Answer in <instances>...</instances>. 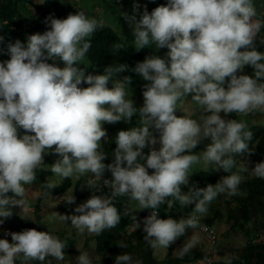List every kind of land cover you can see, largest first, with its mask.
Returning a JSON list of instances; mask_svg holds the SVG:
<instances>
[{"label": "clouds", "instance_id": "obj_1", "mask_svg": "<svg viewBox=\"0 0 264 264\" xmlns=\"http://www.w3.org/2000/svg\"><path fill=\"white\" fill-rule=\"evenodd\" d=\"M72 1L79 11L64 18L59 9L66 13L73 7L67 0H60L61 5L59 0L56 4L52 0H23L33 4V13L29 8L21 9L22 26L11 40L0 35V55L5 56L0 61V225L13 215L14 208L27 207L26 186L36 181L44 157L52 154L58 157L51 165L55 175L66 179L91 173L83 186L92 189L100 183L111 189V195L93 194L74 208L76 214L63 215L62 219L70 221L80 233L100 236L120 223L122 216L115 200L127 196L138 204L126 203L144 213L138 221L136 210L124 211V216L134 221L128 230L143 225L144 241L154 250H168L189 229L198 227L220 194L234 195L242 183V177L232 171L235 157L252 154L249 145L254 134L243 120L225 119L221 113H264V51L257 50L259 36L264 45V0H166L162 5L161 0H133V13H121L133 31L118 33L142 55L139 50L150 49L151 45L155 50H168L163 56L143 55L131 69L135 78L139 75L146 82L140 107L133 95L129 96L132 78H120L121 73L129 71L127 64L100 70L87 57L90 37L108 26V21L100 18L97 5L99 16L84 9L91 0ZM47 2L51 14L41 17L37 6ZM34 16L45 19L48 30L42 33L35 29ZM7 23L0 22V30ZM112 28L117 31L116 23ZM131 35L134 42L126 38ZM122 48L116 44L113 50ZM56 61L63 65L57 66ZM246 67H251V75L245 73ZM189 96L196 105L190 111L179 106ZM178 110L183 114L177 115ZM133 117L134 126L119 130L114 140L109 139L105 124H130ZM205 140L211 141L206 150L194 153ZM104 142L116 145L107 164L108 153L101 150ZM201 158L205 165H215V170L229 174L215 185L183 192L182 186L189 184V170ZM251 171L264 179V161L255 163ZM106 172L110 178H105ZM55 186L47 185L49 189ZM172 197L190 214L174 219ZM63 201L73 205L76 198L71 193ZM167 202L168 206L160 210ZM189 205H194L191 212L186 208ZM163 211L169 218L159 217ZM208 219L202 222L200 231L206 224L216 232L213 264L219 254V233ZM55 233L6 231L5 238L0 239V264L67 260V240ZM250 240L264 242V233H253ZM197 243L193 238L185 244L178 258L183 259ZM119 246L127 248L123 243ZM74 260L75 264H93L86 252H80ZM115 264L142 262L125 252L115 257ZM224 264H235V257H227Z\"/></svg>", "mask_w": 264, "mask_h": 264}, {"label": "rangeland", "instance_id": "obj_2", "mask_svg": "<svg viewBox=\"0 0 264 264\" xmlns=\"http://www.w3.org/2000/svg\"><path fill=\"white\" fill-rule=\"evenodd\" d=\"M157 1V0H156ZM111 2H113L112 9L113 14L109 15V10L106 8V6H110ZM143 3L144 0H141ZM133 0H125L122 2H117L116 0H91V2L88 5L84 6V9L87 12H92L95 16L97 15V11L95 10V6L97 5L99 7L100 18L105 19L108 21V26L115 27L116 23V30L117 32L124 33L126 29H128L131 33L133 31L132 27L128 22H126L121 13L127 12L129 15L133 13V6H132ZM59 4L62 3L59 0ZM23 6L26 8H29V10L32 12L33 4L30 3H23ZM152 4L149 5V11L151 10ZM159 6V4H158ZM128 8V11H124V8ZM156 7V6H155ZM259 8H256L258 10ZM143 9H141L142 11ZM61 16L66 18L69 14H76L79 11V8L75 4L72 7V11L70 9H66V13H64V10L62 8L59 9ZM33 13V12H32ZM115 18V19H113ZM138 18V17H137ZM63 19V18H61ZM120 23V27L117 26V24ZM130 40L134 42L133 35L127 36L126 38H129ZM138 51V50H137ZM140 52L143 53L144 57L151 56L153 54L163 56L168 51L167 49H160L155 50V45H151L150 49H140ZM2 58H0V61L5 60L4 55H0ZM57 66L61 67L63 65L62 62L56 61L55 62ZM146 82L143 81V79L137 75V77L134 80H131V85L128 86V92L129 96L136 102V106L140 107L143 105V85ZM109 87H111V82L109 84ZM184 110H191L196 107V105L192 102L191 96L183 99L180 102L179 105ZM179 110L177 111V115H182ZM221 116L225 119H237V120H243L248 128L253 124H264V113H255V114H249V115H240V114H228L227 116L224 115V113H221ZM136 123V117H133L132 123H124V122H118L115 125L105 124V128L108 132V137L110 140H114V137L116 133L119 130H127L128 128L134 126ZM210 140H205L201 142L194 150L193 152L196 154L201 153L202 151L206 150V146L210 143ZM116 145L114 142L108 143L104 142L102 144L101 150L108 153V158L104 161L106 164L110 163L112 160L111 154L113 150L115 149ZM159 147V145H157ZM144 152L147 154L148 149H144ZM236 158V157H235ZM58 159L56 155H46L44 157V163L37 169L36 176L37 179L32 185L26 186L27 190V207L26 208H14L13 209V215L5 220V222L0 225V237H3L2 232L10 231V232H18L20 227H29L32 229H45L50 232H58V236L60 238L75 235L76 237V245L74 246V252L66 254V259L63 262L56 261L54 259H51V264H75L74 258L77 257L80 252H86L88 253L93 261V264H101L100 260L103 257L98 251L96 250L98 241L96 238V235L90 234L88 232L80 233L77 229L74 228V226L70 223V221L62 219L63 215H72L76 214L74 213V208L78 206L80 203H83L88 198H90L94 193L93 190L94 185L92 186V189L88 188L87 186H83V184L88 183L90 180L92 174L88 173L82 177L74 175L71 178H62L60 176L55 175L54 173H50L46 176V179L54 185H60L65 181H71L70 187L64 192L59 195H52L48 194L47 196L41 197V186H42V179L41 174L44 170L51 171V165L55 163V161ZM247 157L243 155L242 157L236 158V165L233 168V172H237L241 177L242 181H246L250 179V175L247 170L246 165ZM215 165H205L203 159L198 163H195L192 165L191 169L189 170V174L194 173L196 171L205 169L207 171H210L214 174H216L219 177V181L222 179V177L228 175L229 173L224 172L223 170H215ZM152 170H149L151 173ZM52 172V171H51ZM111 174L107 173L105 174V178H110ZM73 194L76 198V203L73 205H68L63 200L65 199L66 195ZM237 194H230L228 192L220 194L217 199H215L209 206L208 212L206 215H203L199 221L198 227L193 230L189 229L188 233L185 237L179 238L174 244H172L168 250L166 249H157L156 255L159 257V259L165 260L167 258L168 254L171 253L172 257H177L179 251L182 249V247L190 242L193 238H195L198 243L195 248L192 250L194 251H204L208 253L211 250V245L208 242V239L206 235L200 231V226L202 222H205V219L208 217H214L215 215V209H221L223 211V217L215 216L214 219L217 218L213 223L215 228L218 229L219 233V243H218V249L219 254L216 256V264H224V260L232 256L234 252H236L238 249H240L242 246H244L246 243H248L247 237H245L244 233L242 231L237 230L236 228H232L231 225L234 223V220H228L226 215H228L229 212V201H232L233 199H237ZM173 200H175L174 197H172ZM260 202L264 201V199L259 200ZM134 202V204H138V202L133 201L130 199V205ZM173 203V202H171ZM234 204V203H233ZM264 207V205H263ZM175 212V218L179 219L181 217H186L188 212L185 211V207L181 208V205L179 202L176 204V210ZM225 214V215H224ZM241 214V213H240ZM162 219H167L168 213L166 211L161 212V215L159 216ZM173 218V217H172ZM222 218V219H220ZM211 219V218H210ZM260 222L264 224V210L261 213ZM264 233V231H262ZM244 235V236H243ZM7 238H11L8 236ZM201 247V248H200ZM72 249V251H73ZM202 249V250H200ZM106 254L108 256L111 255L110 251H106ZM69 261V262H68ZM29 264H38L36 261H30ZM47 264V262H45ZM109 264H115V261H110Z\"/></svg>", "mask_w": 264, "mask_h": 264}, {"label": "trees", "instance_id": "obj_3", "mask_svg": "<svg viewBox=\"0 0 264 264\" xmlns=\"http://www.w3.org/2000/svg\"><path fill=\"white\" fill-rule=\"evenodd\" d=\"M23 0H0V22L7 20L6 28L0 30V35H6V41L11 40V37L19 34V28L22 26L20 22L21 9H24ZM55 3V0H52ZM166 0H161L160 5L165 4ZM56 4V3H55ZM37 9L41 12V17H47L50 13L49 3L38 5ZM19 16L18 19L16 17ZM35 22V29H40L42 33L48 30V26L44 23L45 19H39L36 16L33 17ZM27 21L28 19H24ZM12 26H16L18 29H12ZM91 39V48L87 54L91 64L98 69L102 70L104 67H109L115 64H127L129 71L120 74V78L129 76L133 80L136 73L131 71L138 62L142 61L143 55L136 51L133 43H129L121 37L117 31L113 30L110 26H103L98 32L93 34ZM261 37L257 38V50L264 51V45L260 44ZM116 44L123 45V48L118 51H114L113 47ZM245 73L251 75V67L245 68ZM234 115L235 113H231ZM248 130L253 132V140L249 147L253 149L252 154H244L247 157L246 165L247 170L252 173L251 168L255 166V163L264 161V124H253ZM243 155H237L236 158ZM52 173L49 170L42 171L41 179V199L48 194L59 195L64 193L71 185V181H65L60 185H56L54 188L49 189L48 184H51L46 176ZM189 184L182 186L183 192H188L190 188H205L209 184L215 185L219 182V177L205 169L196 171L189 174ZM250 179L242 181L237 191V199L229 201L228 216L234 220L233 228L244 233L248 239V243L233 253L235 257V264H264V242L253 243L250 239L253 233H259L264 231V224L260 222L261 213L264 210V179L257 178L253 174L250 175ZM95 195L107 194L111 195V189L104 187L102 184L97 183ZM171 200L169 198L168 202ZM130 199L127 196L117 197L115 200V206L120 211L122 216L120 223L112 229L105 230L100 236H96L98 245L96 250L103 257L101 258V264H109L110 261H115V257L125 252L133 255L135 260H139L142 264H197L199 260L205 259L207 253L203 251L191 250L183 259L172 257L171 253L168 254L165 260L159 259L156 255L157 250L152 249L145 241L144 235L141 229H135L130 232L129 227L134 226V221L131 216H124V211L127 209L136 210L135 215L138 221L143 219L144 213L140 209H136V206L130 207L128 204ZM128 202V203H126ZM168 202L160 206V210L168 206ZM178 201L174 200L172 208L176 209ZM234 203V204H233ZM129 206V207H128ZM194 205L186 206L188 211L191 212ZM241 213V214H240ZM215 216L223 217V211L221 209H215ZM209 217L208 221L213 222L216 219ZM211 218V219H210ZM222 219V218H220ZM26 229H32L29 227H20L18 232ZM37 231L47 232L45 229H35ZM243 235V236H244ZM67 240V246L65 253H73L74 246L76 245L75 235L61 238ZM120 243L126 244L127 248H121ZM201 248V247H200ZM73 249V251H72ZM202 250V249H200ZM106 251H110L111 255L108 256ZM217 261L214 260L213 264Z\"/></svg>", "mask_w": 264, "mask_h": 264}, {"label": "built area", "instance_id": "obj_4", "mask_svg": "<svg viewBox=\"0 0 264 264\" xmlns=\"http://www.w3.org/2000/svg\"><path fill=\"white\" fill-rule=\"evenodd\" d=\"M202 231L207 235L210 243L212 244L210 256H208L205 259L203 264H212L213 256L216 255V253H217V248L215 247L217 235H216V232L214 231V229L212 227H210L209 225H206V224L202 226Z\"/></svg>", "mask_w": 264, "mask_h": 264}, {"label": "crops", "instance_id": "obj_5", "mask_svg": "<svg viewBox=\"0 0 264 264\" xmlns=\"http://www.w3.org/2000/svg\"><path fill=\"white\" fill-rule=\"evenodd\" d=\"M72 0H67V3H68V5L70 6H73L72 5ZM112 5H113V2H111V5L110 6H106V8L109 10V15L111 16L112 14H113V9H112ZM4 233L5 232H2V235H4ZM54 234H56L55 232H53ZM2 238H5V236H3V237H0V239H2ZM7 238V237H6ZM8 240H9V242H11V238H7Z\"/></svg>", "mask_w": 264, "mask_h": 264}]
</instances>
